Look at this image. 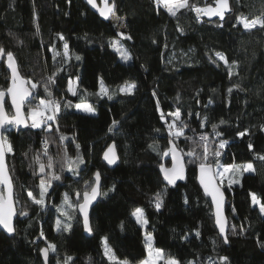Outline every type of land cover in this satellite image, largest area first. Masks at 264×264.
Instances as JSON below:
<instances>
[{
  "label": "trees",
  "instance_id": "16d2710c",
  "mask_svg": "<svg viewBox=\"0 0 264 264\" xmlns=\"http://www.w3.org/2000/svg\"><path fill=\"white\" fill-rule=\"evenodd\" d=\"M214 1L189 4L206 7ZM229 3L230 13L219 22L197 19L190 8L172 16L156 0H115V15L124 21L118 30L111 18L102 21L82 0H0V47L13 53L20 75L37 84L33 101L61 104L57 120L50 122L51 131L31 128L30 120L29 127L18 132L7 126L12 152L6 151V157L15 205L27 215H18L13 235L0 231V264H43L40 249L48 244L56 247L49 252L48 264H57V258L63 264L65 256L73 258L69 264H110L103 237L120 261L139 264L146 257V232L154 237V248L180 264H220L224 256L228 264H264V215L250 196L255 193L264 203V160L259 158L264 156V29L245 30L237 20L264 17V0ZM110 41L122 44L131 59L123 61ZM65 42L68 57L62 55ZM54 51L61 53L56 60ZM5 58L6 54L0 63V89H7L9 82ZM70 79L75 96L68 91ZM100 80L109 94L115 93L112 99L98 95ZM129 83L136 85L131 94L119 91ZM68 102L71 106L65 108ZM82 102L92 105L94 112L76 111L75 104ZM177 109L186 124L183 136L174 139L184 158L185 177L169 187L162 181L160 166H169L163 153L173 139L167 125L174 117L168 114ZM5 110L12 114L7 100ZM241 132L246 134L241 137ZM61 135L67 139L62 141ZM201 135H207L206 143L197 140ZM45 140L52 168L43 154ZM221 140L227 143L219 149ZM112 143L119 164L109 170L101 155ZM205 147L213 168L216 158L211 154L216 150L222 166L253 165V171L238 177L239 183L229 185L237 179L229 171L228 183L220 185L226 196L228 243L216 231L210 202L197 185L200 160L189 162L186 155L194 151L203 159ZM65 152L73 159L79 155L83 163L69 171ZM37 156L45 173L39 171ZM97 171L103 194L91 210L92 235L86 237L76 207L67 208L71 221L56 207L62 206L65 193L75 204L76 192L83 193L86 181L93 184ZM53 173L60 179L52 180L46 207L41 208L28 192L39 198L41 180L47 182ZM157 192L164 193L159 210L154 206ZM137 207L149 221L145 231L132 218ZM57 219L70 222L71 229L58 230Z\"/></svg>",
  "mask_w": 264,
  "mask_h": 264
},
{
  "label": "snow or ice",
  "instance_id": "6c2138e0",
  "mask_svg": "<svg viewBox=\"0 0 264 264\" xmlns=\"http://www.w3.org/2000/svg\"><path fill=\"white\" fill-rule=\"evenodd\" d=\"M87 3L91 5L93 8H96L99 11L100 15L105 19L109 18L111 15L115 17V0H112L109 3V0H103V7H98L96 0H87ZM156 3H162L164 7L168 10L169 14L172 16H176L177 12L180 9H191L196 13L197 19L200 18L201 14L208 17L218 16L220 20H224L225 13L230 11L229 0H215L216 6L213 7L211 4H208L206 7H198L195 5H190L189 0H156ZM119 19V18H117ZM238 22L243 24V28L245 30H250L259 26L260 29H264V17H255L251 20L247 18L237 17ZM123 26V25H121ZM222 26V25H221ZM234 27L236 25H233ZM59 39L63 40L64 37L62 34H58ZM121 35H124L121 33ZM127 39H131L130 36L126 37ZM111 46L118 52H120L121 59L125 62L131 59L128 51L120 44L118 41H110ZM63 57H68L69 55V46L65 42L63 45ZM52 50V49H50ZM7 57V68L10 70V85L7 89H0V186H3V190H0V227H2L8 233H14L15 227L13 224V217L17 214L15 209V203L17 201L14 200V190H13V182L11 180L10 175L6 171L5 166V152H12V146L7 141V137L5 135L7 131L6 126H15L19 129L20 126L29 127L28 120L30 119L31 128H41L42 126L51 131L53 124L50 122H55L58 117V113L61 109V104L56 100H45L40 99L38 104L34 107L29 108L27 116H25L23 109L27 104L32 103L33 97L32 89L37 88L36 83H32L29 80H26L19 73L18 65L16 63V59L11 51L5 53V50L0 47V58L3 56ZM217 57L221 60H224L225 64L228 63L227 59L222 56L220 53H216ZM61 56L60 52L54 51L53 60H56L57 57ZM76 59L79 60L80 57L76 56ZM235 65V62H232ZM231 76V71L229 72ZM53 77H49V82H52ZM78 83V78H77ZM31 85L29 88L27 85ZM73 82L71 79L69 80L68 91L72 93V95H76V91L72 86ZM100 89L98 95L102 94L103 96H107L108 99H112L115 93L109 94L108 88L103 84V81L100 82ZM136 85L134 83L126 84L125 86L119 89L120 92L131 94L135 89ZM234 87L239 88V85H234ZM45 91L48 93V96H51L52 93L49 91L47 84L45 85ZM229 92L232 91V88L228 89ZM6 97H10L11 106L15 110L14 114H9L5 111ZM30 97L32 99H30ZM71 106V102L65 103L64 107L67 108ZM77 110L85 111V112H94V108L92 105L87 103H78L74 106ZM168 115L173 116L174 120L172 123H168L167 127L169 130V136L173 139L169 140L170 148L166 150L163 155L167 156L171 154L172 166L171 168L165 167L163 164L160 166V170L163 173L164 180L167 181L169 185H175L177 180H181L184 178V158L182 155L177 154V146L174 143V139L184 134V128L186 124L183 120H181V112L177 109L174 113H169ZM161 119L164 120V114L161 113ZM207 119V118H205ZM177 121H179L180 126L177 127ZM117 122H113L115 125ZM221 124L224 123L223 120L220 121ZM217 125L213 124L212 128L214 134L219 136L220 133L216 132ZM57 131L59 128L57 126ZM109 131H112L110 128ZM159 132V129H156ZM246 133L241 132L238 133L241 137ZM60 139L63 141L67 139L65 136L61 135ZM200 142L206 143L208 140L207 135H201L199 137ZM227 141L221 140L218 148L222 149L225 147ZM45 151L44 155L48 156L47 153V140L44 142ZM114 145L110 146L108 150L104 153V159L108 164L116 163L118 157H116L114 152ZM149 147H153L154 145H149ZM249 148H252V145L249 144ZM77 149H79V145H77ZM205 155L204 158L201 159L194 151H189L186 153L187 157H189V162H195L196 160H200L199 170H200V183L204 188V191L207 195H210L212 198V203L216 208V224L219 227V232L223 236L224 243H228V237L225 235V219L222 216V204H223V193L220 191V188L214 184V180L216 177H223L225 173L231 171L233 176L237 177V179H233L229 181V185L233 183H239V176L243 174V172L253 171L252 163H248L244 165L242 168L238 165H221L219 163L220 151L216 150L211 155L216 158L215 160V170L213 168V163L208 160V149L205 147L204 149ZM109 153H112L111 157ZM261 160H264V156L259 157ZM68 161V170L72 171L75 168H78L81 163H83L82 159L77 156L76 159H73L70 156H67L65 152V157ZM36 163L39 165L40 173H45V164L40 161V157L37 156L35 158ZM47 167H53V159L51 156H48ZM222 168V171H221ZM51 179L47 182L42 179L39 185V198H36L32 192H28V196L32 199V202L35 205H39L41 208L46 207L45 197L47 195L48 188L51 187L52 180H59L60 176L56 174H50ZM95 181L94 184H89L87 181L85 182V190L82 194V203L80 202L81 193L76 192L77 202L73 204L69 199V194L65 193L62 201V206L56 207V210L60 212V214L65 217L68 221H71L73 217L70 213L65 211V207L72 208L78 207L79 212L83 215V223L86 231L91 232V227L89 225V217H88V208L91 205L92 201H94L99 195H102L100 191V173L97 171L94 174ZM90 189V190H89ZM163 195L162 192H157L154 194V206L157 210H159L163 204ZM251 201L253 205H259V211L262 215H264V203L261 202L260 198L255 193H250ZM187 203V199L185 200ZM21 216H26L27 212L21 210L19 213ZM138 224L142 227H146L149 223L148 219L144 214V210L142 208H135L131 213ZM57 229L67 231L70 230L72 225L70 222L63 223L61 220L57 219ZM199 232H197V236ZM41 236H43V232H41ZM102 245L104 248V255L110 262V264H127V261H120L118 257L115 255L114 250L108 245L107 237L102 238ZM215 243V242H213ZM145 249L147 252V256L144 260L140 262V264H160L162 261L163 264H180V261L175 257L166 256L162 249L154 248V237L151 233H145ZM55 252L56 247L54 244H48L47 247L40 249V252L44 258V264H48L49 252ZM73 258L71 256H65L63 264H69ZM57 264H60L59 258H57ZM220 264H228V257H220Z\"/></svg>",
  "mask_w": 264,
  "mask_h": 264
},
{
  "label": "water",
  "instance_id": "95a60500",
  "mask_svg": "<svg viewBox=\"0 0 264 264\" xmlns=\"http://www.w3.org/2000/svg\"><path fill=\"white\" fill-rule=\"evenodd\" d=\"M82 1H83V2L85 3V5L89 8V10H90L91 12H93L94 14H96V15H97L102 21H107L108 19H110V18L112 17V16L110 15L109 18L105 19L104 17H102V16L100 15L99 11H97L96 8H93L91 5H89V4L87 3V0H82ZM96 3H97V5H98V7H100V8H102V7L104 6V5H103V0H96ZM109 3H111V0H109ZM211 5H212L213 7H215V6H216L215 1H214ZM229 5H230V3H229ZM230 11H231V10H230ZM230 11H227V12L225 13V17L230 13ZM225 17H224V19H225ZM200 18H201V19H204V20H206V21H214V20H218L219 22H223V21H224V20H220V18H219L218 16L208 17V16H204V15L201 14ZM2 58H3V57H2ZM2 58H0V63L2 62ZM4 64H5L6 68H7V57H6L5 60H4ZM7 70H8V72H9V82H8V87H9V85H10V76H11V73H10V70H9L8 68H7ZM27 86H28V85H27ZM28 87H29V86H28ZM29 88H30V87H29ZM32 92H33V91H32ZM33 96H34V92H33ZM30 99H32V98L30 97ZM6 100H7L8 106H9L10 109H11V113L14 114V111H15V110H14V109L12 108V106H11V100H10V97H6ZM27 105H28V104L26 103V105H25V107H24V109H23V112H24L25 116H26L25 109H26V106H27ZM5 111H6V110H5ZM6 127H7V126H6ZM13 128L15 129V131L18 132V131L23 130V129L27 128V127L20 126L19 129H17L15 126H13ZM113 145H114V144L112 143V144H110L109 146H107V147L104 149V151L102 152V155H101V161H102L103 165H104L106 168H108L109 170L114 169V168L119 164V157H118V153H117V149H116V147H114L115 155H116V157H118V159L116 160V163L110 165V164H108L107 161L104 159V153L108 150V148H109L110 146H113ZM114 146H115V145H114ZM170 146H171V145H170ZM169 148H170V147H169ZM177 154H178V155H181L180 151L177 150ZM111 155H112V153H109V156H110V157H111ZM166 158H168V160H169V166H168L167 168H171V166H172L171 154L167 155ZM5 166H6V171H7L8 174H9L8 165H7L6 152H5ZM95 173H96V172H95ZM95 173H94V174H95ZM94 174H93V176H92L93 181H95ZM9 175H10V174H9ZM160 175H161V178H162L163 183H164L165 185L169 186V187H173V186H175L177 183L182 182V181L184 180V178H183V179H181V180H177L175 185H169V184L167 183V181L164 180L163 173L161 172V170H160ZM183 175H184V177H185V166H184V173H183ZM196 182H197V185L199 186L200 190L202 191L203 195H204V196L209 200V202H210V205H211V208H212V214H213L214 225H215L216 231L218 232L219 236H220L221 238H223V236H222V235L220 234V232H219V227H218V225L216 224V208H215V205L212 203V198H211V196H210V195H207V194L205 193L204 188H203V186H202L201 183H200V170H199V166H198L197 169H196ZM93 184H94V183H93ZM214 184H216V185L220 188V191L223 193V204H222V210H221V212H222V216H223L224 219H225V235H226V234H227V231H228V221H227L226 214H225L226 196H225V194H224L222 188L220 187V185H219V183H218V181H217L216 179L214 180ZM0 187H1V190H3V186H0ZM100 188H101V179H100ZM13 190H14V188H13ZM89 190H90V189H89ZM82 194H83V193H82ZM82 194H81V197H80V202H81V203H82ZM99 198H100V195H99L94 201H92L91 205H90L89 208H88L89 225H90V214H91V210H92L93 206L95 205V203L99 200ZM75 201L77 202V197H76V195H75ZM15 209H16V213H17V214L13 217V224H15V220L18 218V215H19L18 210H17V208H16V205H15ZM76 212H77L78 217L81 219V222H82V231H83L84 236H86V237H91L92 232H88V231L85 230V228H84V223H83V215L79 212L78 207H76ZM0 231H1L4 235H6V236H11V235L14 234V233H8V232H6V230H4L2 227H0ZM43 248H45V247H43ZM40 256H41V259H42V263L44 264V258H43V256H42L41 252H40ZM48 263H49V257H48Z\"/></svg>",
  "mask_w": 264,
  "mask_h": 264
},
{
  "label": "rangeland",
  "instance_id": "374dc122",
  "mask_svg": "<svg viewBox=\"0 0 264 264\" xmlns=\"http://www.w3.org/2000/svg\"><path fill=\"white\" fill-rule=\"evenodd\" d=\"M195 13V12H194ZM195 15H196V13H195ZM115 17H116V15H115ZM118 17H116V18H114V17H111V21L116 25V27H117V29L118 30H122L123 28H124V21L122 20V19H117ZM121 25H123V26H121ZM100 82H101V80H100ZM100 82H99V86H101L100 85ZM68 87H69V82H68ZM34 97V96H33ZM38 102H39V100H35V101H33V99H32V103L31 104H28L27 106H26V109L25 110H29V108H31V107H34L36 104H38ZM61 110V109H60ZM75 110L76 111H79V112H83V113H88V114H90V113H92V112H85V111H81V110H77L76 108H75ZM26 112V111H25ZM27 114H28V112H27ZM27 114H26V116H27ZM30 120V119H29ZM177 127H179V126H177ZM198 140V139H197ZM214 170H215V166H214ZM221 171H222V168H221ZM229 177H230V172H228V173H225L224 175H223V177H216V180L218 181V183H219V185H223V183L224 182H226V183H228V180H229ZM225 184V183H224ZM0 190H1V187H0ZM67 208L68 207H65V211H69L70 210V208H69V210H67ZM18 213H19V211H18ZM132 218L134 219V221L136 222V220H135V217H133L132 216ZM136 224L143 230V231H145V227H142L140 224H138L137 222H136ZM144 241H145V233H144ZM146 256H147V252H146ZM146 258V257H145ZM140 264V263H139ZM160 264H163V262L161 261L160 262Z\"/></svg>",
  "mask_w": 264,
  "mask_h": 264
},
{
  "label": "built area",
  "instance_id": "2783aa9c",
  "mask_svg": "<svg viewBox=\"0 0 264 264\" xmlns=\"http://www.w3.org/2000/svg\"><path fill=\"white\" fill-rule=\"evenodd\" d=\"M199 137H200V136L197 137L198 140H199ZM199 141H200V140H199ZM42 146H44V143H42Z\"/></svg>",
  "mask_w": 264,
  "mask_h": 264
},
{
  "label": "bare ground",
  "instance_id": "6f19581e",
  "mask_svg": "<svg viewBox=\"0 0 264 264\" xmlns=\"http://www.w3.org/2000/svg\"><path fill=\"white\" fill-rule=\"evenodd\" d=\"M93 183H94V181H93Z\"/></svg>",
  "mask_w": 264,
  "mask_h": 264
},
{
  "label": "flooded vegetation",
  "instance_id": "af4514ba",
  "mask_svg": "<svg viewBox=\"0 0 264 264\" xmlns=\"http://www.w3.org/2000/svg\"><path fill=\"white\" fill-rule=\"evenodd\" d=\"M84 192V191H83Z\"/></svg>",
  "mask_w": 264,
  "mask_h": 264
}]
</instances>
